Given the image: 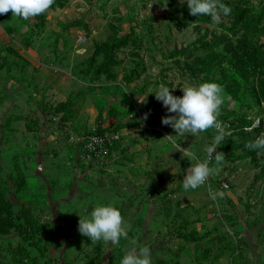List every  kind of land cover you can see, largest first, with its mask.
<instances>
[{
  "label": "rangeland",
  "instance_id": "obj_1",
  "mask_svg": "<svg viewBox=\"0 0 264 264\" xmlns=\"http://www.w3.org/2000/svg\"><path fill=\"white\" fill-rule=\"evenodd\" d=\"M224 2L215 24L179 0L0 14V264H119L133 240L151 264H264V150L246 147L264 131V0ZM209 80L223 88L225 159L185 191L191 162L173 141L204 159L215 130L176 135L150 92ZM100 130L120 142L85 163L79 141ZM96 203L119 209L128 240L79 233Z\"/></svg>",
  "mask_w": 264,
  "mask_h": 264
},
{
  "label": "clouds",
  "instance_id": "obj_2",
  "mask_svg": "<svg viewBox=\"0 0 264 264\" xmlns=\"http://www.w3.org/2000/svg\"><path fill=\"white\" fill-rule=\"evenodd\" d=\"M179 2L186 4L190 15L210 17L214 24L219 23L221 17H227L232 12V8L224 0H179ZM53 3L54 0H0V14L11 10L12 16L26 20L44 13ZM180 89L181 96L173 95L170 88L164 84L158 85L154 92H150L162 103L168 113H172L162 117L161 123L173 128L176 135L185 133L195 135L210 128L216 133L213 142L203 149L204 159L198 157L195 152L187 151L186 148L181 149L180 145L173 141L177 151H181L182 157L191 162L190 167L185 170L186 174L182 183L183 189L187 191L204 185L214 171H219L225 155L216 149L226 135L224 129L227 125L218 120L220 106L224 102L221 85L209 80L186 85ZM147 115V113L144 114L145 120ZM259 124L260 120L256 119L251 127L256 128ZM246 147L252 150H264V131L260 132ZM223 195V192L212 193V199L222 198ZM79 217L78 231L88 237L91 242L102 240L117 244L121 238L129 239L122 215L111 203H96L87 215ZM130 244L132 246L125 251L119 264H151L149 247H137L134 240L130 241Z\"/></svg>",
  "mask_w": 264,
  "mask_h": 264
},
{
  "label": "built area",
  "instance_id": "obj_3",
  "mask_svg": "<svg viewBox=\"0 0 264 264\" xmlns=\"http://www.w3.org/2000/svg\"><path fill=\"white\" fill-rule=\"evenodd\" d=\"M120 139L121 133L116 130H103L85 136L79 141L81 159L85 163L105 159L111 148L119 143Z\"/></svg>",
  "mask_w": 264,
  "mask_h": 264
},
{
  "label": "water",
  "instance_id": "obj_4",
  "mask_svg": "<svg viewBox=\"0 0 264 264\" xmlns=\"http://www.w3.org/2000/svg\"><path fill=\"white\" fill-rule=\"evenodd\" d=\"M222 184L224 185V186H227V183H226V181L224 180V181H222Z\"/></svg>",
  "mask_w": 264,
  "mask_h": 264
},
{
  "label": "trees",
  "instance_id": "obj_5",
  "mask_svg": "<svg viewBox=\"0 0 264 264\" xmlns=\"http://www.w3.org/2000/svg\"><path fill=\"white\" fill-rule=\"evenodd\" d=\"M69 104H70V103H65L66 106H69ZM100 131H103V130H100ZM100 131H98V132H100ZM116 144H118V143H116ZM116 144H115V145H116Z\"/></svg>",
  "mask_w": 264,
  "mask_h": 264
},
{
  "label": "crops",
  "instance_id": "obj_6",
  "mask_svg": "<svg viewBox=\"0 0 264 264\" xmlns=\"http://www.w3.org/2000/svg\"><path fill=\"white\" fill-rule=\"evenodd\" d=\"M60 100H63V99H60Z\"/></svg>",
  "mask_w": 264,
  "mask_h": 264
}]
</instances>
